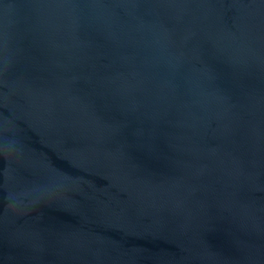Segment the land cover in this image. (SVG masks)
<instances>
[{"label": "water", "instance_id": "obj_1", "mask_svg": "<svg viewBox=\"0 0 264 264\" xmlns=\"http://www.w3.org/2000/svg\"><path fill=\"white\" fill-rule=\"evenodd\" d=\"M0 264H264V0H0Z\"/></svg>", "mask_w": 264, "mask_h": 264}]
</instances>
